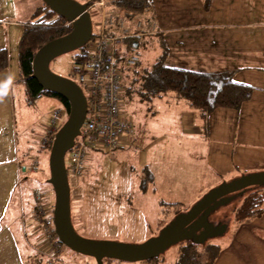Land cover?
Returning a JSON list of instances; mask_svg holds the SVG:
<instances>
[{"label": "crops", "instance_id": "obj_1", "mask_svg": "<svg viewBox=\"0 0 264 264\" xmlns=\"http://www.w3.org/2000/svg\"><path fill=\"white\" fill-rule=\"evenodd\" d=\"M150 1L148 12L127 19L148 20L156 26V32L148 34L149 27L144 26L135 41L155 39L161 48L159 59L163 57V62H168L166 65L170 67L198 73L237 70L235 82L256 88L239 110L216 109L206 122L176 95L157 97L159 100L170 98L161 110L176 115L177 134L185 143L183 147L171 148L173 155L181 158L172 172L169 169L156 172L147 156L141 159L140 180L145 171L151 180L146 191L139 184V191L143 196L151 193L156 198L159 226L161 220L173 217L171 209L164 214L163 204L180 203L183 208L188 195L190 207L223 181L264 171V0H211L207 10L201 0ZM31 13L23 15L16 0H0V49H5L8 55V66L0 73V264H49L57 254L53 250L54 239L33 218L36 184L28 163L37 146L26 130L30 106L26 104L23 86L18 83V45ZM127 27L133 29L134 25ZM50 98L43 97L36 103L45 108L47 117L52 108ZM63 115V112L55 115V123L64 119ZM132 136L125 135L122 144L127 140L130 143ZM154 146L149 151L153 162L159 154ZM34 158L38 164L44 163L45 154L42 153L39 161ZM44 194L51 205L49 192ZM71 200V205L77 202L75 195L73 199L70 195ZM263 222L264 215L240 224L242 228L234 240L237 237L241 241L242 232L243 237L249 238L250 233L244 228L251 227L254 232L253 227ZM250 239L247 245L252 247L256 237ZM234 240L229 248L219 249L213 264H264V245L239 253ZM154 264L164 263L161 260Z\"/></svg>", "mask_w": 264, "mask_h": 264}, {"label": "rangeland", "instance_id": "obj_2", "mask_svg": "<svg viewBox=\"0 0 264 264\" xmlns=\"http://www.w3.org/2000/svg\"><path fill=\"white\" fill-rule=\"evenodd\" d=\"M76 1L82 2L83 0ZM16 5L23 15H27L30 11L33 13V10L35 11L37 7H41L42 3L41 0H16ZM107 6L110 9L112 8L108 4ZM97 11V7L89 9L93 23L95 22ZM119 14L124 17L123 12L119 11ZM32 17H29L28 21H31ZM126 22L132 28L135 20L128 21L127 19ZM137 42L139 46L132 48L130 52L139 56V64L129 70V72H124L122 76L123 85L127 87L129 85L130 87V90L123 96L121 108L122 112L133 124L134 130L131 142L129 143L127 140L125 145L114 150L110 155L102 150L88 152L89 158L86 159L83 174L80 177H71L68 174L72 193L70 195H72V199L75 195L77 200L75 204L71 205V221L75 232L84 239L108 241L125 245H140L156 237L162 229L157 224L159 208L156 204V198H153L151 193L148 196H143L139 191V184L142 183L140 173L143 168L141 159L147 156L149 164H152L156 172L157 170L164 171L168 169L172 172V167L176 162L181 160L180 157L177 158L176 155H173V151L171 150L173 147H183L185 145L184 141L177 134L176 115L161 110L162 107L167 106L165 101L170 98L161 100L157 97L153 98L148 95L142 85L143 74L158 61L161 48L153 38H138ZM126 45H121L120 49L124 50ZM80 52L81 49L55 58L49 65L50 70L58 76L77 81V76L73 72V63L75 56L80 54ZM166 64L169 63L167 62ZM133 77L135 78L134 82L130 83L129 78ZM167 95H169L167 97L175 96L174 93ZM50 101L52 102V108L49 117L45 115L46 110L40 106L41 104L30 106L28 117H26L28 120L27 133L32 134L33 138H31V141L37 146L34 147L32 155L39 161L42 158V153L44 152L45 154L44 163L39 162L38 164L34 157L28 163L29 168L32 166L34 168L33 171L30 170V173H33L32 180L36 184L33 195L36 204L34 214L37 212L38 206H42L48 215L49 210L50 212H52L51 209L53 210L54 193L52 187L47 183L50 175L48 167L50 150L48 151L47 144L52 143L55 133L67 119L61 102L53 97L50 98ZM59 112H63L64 119L59 121V123H55V114H59ZM159 139L164 141L157 142L156 140ZM42 145L44 146L43 148ZM153 146L154 150L159 151V154L154 157V162L150 160L151 156L149 153ZM65 162L67 165V157L65 158ZM168 179L169 177H166V180ZM44 191L49 192L51 205H48ZM36 194L42 195V199L41 197L37 199ZM181 196L184 195L181 194ZM185 200L186 203L182 208L184 212L198 201L189 207L188 205L191 203L188 195H186ZM71 203H73L72 200ZM236 206H238V202H234L233 200L231 204L213 212L210 220L215 222L221 219L223 215L232 217L231 211ZM172 219L173 217H167L164 220V224L167 225V222L169 223ZM227 223L229 225L228 231L222 236H215L207 240L205 246L201 247L199 251L205 250L209 245H214L219 249L222 247L229 248L231 246L230 243H233L234 237L239 234L238 231L242 227L239 226L240 224L234 222V220ZM263 226L264 222L263 224L260 223V225L254 226V232L251 231V227H245L244 230H248L250 233L249 238L255 236L256 239L252 242L253 246L250 247L247 244L251 239L243 237L245 233L242 232V242L237 237L234 240L237 243L236 251L240 253L248 248L258 249L262 247L264 245ZM38 227L44 231V228L39 224ZM44 233L53 238L49 230L44 231ZM53 239L54 245L59 244L55 238ZM179 249V245L169 247L160 257L163 263L175 264L179 256ZM38 251L44 253L41 249H38ZM54 251L57 254L53 259L49 260V264H96L92 257L74 253L62 244L58 248L55 247ZM38 255L41 256L42 254L38 252ZM53 255L52 253V255L46 256L50 258ZM140 263L142 262L125 263L115 260L103 262V264Z\"/></svg>", "mask_w": 264, "mask_h": 264}, {"label": "water", "instance_id": "obj_3", "mask_svg": "<svg viewBox=\"0 0 264 264\" xmlns=\"http://www.w3.org/2000/svg\"><path fill=\"white\" fill-rule=\"evenodd\" d=\"M41 1L71 25L67 35L46 43L36 52L32 61V78L42 90L64 98L69 104L67 119L53 137L48 158L50 175L47 183L54 193L52 219L58 241L74 253L92 257L96 264H103L105 259L137 263L158 258L169 247L184 241L204 245L210 238L224 235L228 231V223L211 221V214L230 204L249 188H264V171L223 181L204 194L190 209L174 216L156 237L140 245L88 240L75 232L71 221V189L65 157L80 135L87 114V101L73 80L53 73L49 65L55 58L82 49L90 41V4L76 0Z\"/></svg>", "mask_w": 264, "mask_h": 264}, {"label": "trees", "instance_id": "obj_4", "mask_svg": "<svg viewBox=\"0 0 264 264\" xmlns=\"http://www.w3.org/2000/svg\"><path fill=\"white\" fill-rule=\"evenodd\" d=\"M97 0H92L89 4ZM113 9L123 12L124 18L131 19V16H141L151 8L150 0H105ZM203 7L207 10L210 7L211 0H201ZM42 6L37 7L32 14V20L27 21L23 28V33L18 45V83L23 86L25 101L28 106L35 105L43 97H53L58 99L63 106L65 117L69 112L68 102L52 93L43 91L37 81L32 78V61L36 52L46 43L67 35L71 31V25L63 18L52 12L41 1ZM137 37L123 40L125 49L131 51L134 46H139ZM86 58L85 49L82 48L80 54L75 56L73 67L80 64ZM8 66V55L5 49H0V73L6 70ZM237 70L226 69L219 72L198 73L182 68H175L166 65L163 57L158 59L142 77V85L149 96L156 98L168 93H174L179 99L184 100L188 105L198 111L204 122L207 121L210 114L216 109L239 110L240 107L249 101L256 91V88L237 83L233 80ZM129 72V71H128ZM135 72V71H134ZM131 77V76H129ZM130 83L134 82V77L129 78ZM124 86V85H123ZM125 94L130 87L124 86ZM51 143L47 144L48 151ZM150 174L145 171L141 178V190L146 191L150 182ZM263 188L252 187L245 191L241 196L235 198L238 206L233 207L229 215H223L221 219L215 221L228 222L234 220L237 224L250 223L260 219L264 215V197ZM232 203V202H231ZM230 203V204H231ZM164 214L172 210L173 217L182 210L180 203L163 204ZM53 208V206H52ZM52 211V209H51ZM52 215V212H51ZM168 223V222H167ZM164 220L159 222V227L163 228ZM51 236L60 243L55 236L53 228L50 230ZM61 245V243H60ZM179 256L175 264H213L217 258L219 248L214 245L205 247L196 245L190 241H184L179 244ZM161 255L158 258L147 261L154 264L161 261ZM111 261V260H104Z\"/></svg>", "mask_w": 264, "mask_h": 264}, {"label": "built area", "instance_id": "obj_5", "mask_svg": "<svg viewBox=\"0 0 264 264\" xmlns=\"http://www.w3.org/2000/svg\"><path fill=\"white\" fill-rule=\"evenodd\" d=\"M92 7H97L98 11L95 22H92L91 39L84 47L86 58L73 67L77 76L74 82L87 101V114L75 146L66 154L67 174L71 177L83 174L88 152L102 150L110 155L124 145L121 139L125 135L133 133L132 121L121 108L125 94L122 76L136 67L140 60L137 54L120 47L124 45L123 40L141 36L145 24L149 27L148 34L156 32L153 23L142 19L135 21L134 28L129 29L127 19L119 11L108 8L105 0H97L90 4L89 9ZM30 170H34L33 166ZM35 196L42 199V195ZM50 213L49 210L48 215L42 206H38L34 214V220L44 231L53 228ZM59 246L60 243H53V250Z\"/></svg>", "mask_w": 264, "mask_h": 264}]
</instances>
